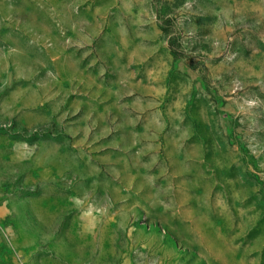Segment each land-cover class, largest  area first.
<instances>
[{
  "label": "rangeland",
  "instance_id": "rangeland-1",
  "mask_svg": "<svg viewBox=\"0 0 264 264\" xmlns=\"http://www.w3.org/2000/svg\"><path fill=\"white\" fill-rule=\"evenodd\" d=\"M0 264H264V0H0Z\"/></svg>",
  "mask_w": 264,
  "mask_h": 264
}]
</instances>
